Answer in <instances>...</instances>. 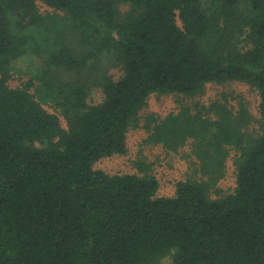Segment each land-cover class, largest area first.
I'll list each match as a JSON object with an SVG mask.
<instances>
[{
    "label": "trees",
    "instance_id": "1",
    "mask_svg": "<svg viewBox=\"0 0 264 264\" xmlns=\"http://www.w3.org/2000/svg\"><path fill=\"white\" fill-rule=\"evenodd\" d=\"M27 56L37 73L16 79ZM229 82L256 91V117L224 98L146 125L145 144L178 152L191 142L206 180L160 196L144 157L141 173L95 168L128 153L151 95L195 98ZM233 151L235 189L212 198ZM165 258L264 264V0H0V264Z\"/></svg>",
    "mask_w": 264,
    "mask_h": 264
},
{
    "label": "rangeland",
    "instance_id": "2",
    "mask_svg": "<svg viewBox=\"0 0 264 264\" xmlns=\"http://www.w3.org/2000/svg\"><path fill=\"white\" fill-rule=\"evenodd\" d=\"M40 12L44 15L53 13V10L45 5L39 4ZM40 61L33 56H27L15 65L16 79L26 80L35 76L36 68L39 67ZM114 78L121 76V71L115 67L110 68V72ZM67 79H74L75 76L65 73ZM17 83V82H16ZM38 84V83H37ZM103 93L100 88L93 87L89 97L90 104H98L103 101ZM237 107L240 101H244L254 117L257 116L256 107L258 96L254 89L241 82H229L226 84H209L206 86L203 96L190 98L182 95H159L153 94L147 104L139 114L137 125H133L128 133V153L124 156L114 155L104 158L95 164L96 169H102L111 174H135L141 173L136 161L144 157L152 169V173L157 176L160 181L159 195L172 194L175 185L182 179L194 177L198 180H206L202 174L197 173L200 164L197 159L192 156L191 142L178 152H168L161 147L148 145L143 143L148 136L146 125L149 126L153 119L159 121L171 112H178L183 108L194 107L195 103H209L216 100H224ZM52 109L51 106H47ZM238 154L233 151L226 159L225 176L216 184L210 186V196L218 198L230 194L236 186V159ZM196 171V173H195ZM171 258L162 260L163 264H167Z\"/></svg>",
    "mask_w": 264,
    "mask_h": 264
}]
</instances>
